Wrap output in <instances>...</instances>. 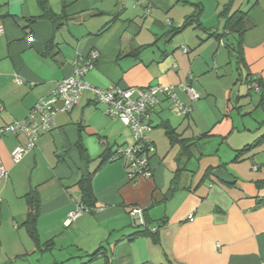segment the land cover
<instances>
[{
    "label": "crops",
    "instance_id": "1",
    "mask_svg": "<svg viewBox=\"0 0 264 264\" xmlns=\"http://www.w3.org/2000/svg\"><path fill=\"white\" fill-rule=\"evenodd\" d=\"M230 1H210L207 18L204 0H48L61 18L55 30L47 19L30 22L43 14L37 0H0V128L27 118L94 51L91 85L173 86L191 107L184 116L161 97L148 136L156 148L153 177L136 184L122 161L103 163L107 151L132 142V133L90 91L70 113L56 116L54 129L40 134L20 164L11 153L26 137L0 134V161L9 174L0 182V264H264V118H243L248 96L262 95L249 80L258 78L264 88V0H235L220 17ZM238 10L247 13L242 66L237 35L214 37ZM200 11L201 27L178 31ZM182 85L200 100L191 103ZM166 125L187 141L173 144ZM212 137L219 143L212 159L197 158L194 145ZM87 173L98 210L66 225L81 204L78 183ZM30 192L40 201L41 242L54 243L51 250H38L22 227ZM133 208L143 209L149 227L161 226L159 243L138 235L143 229L134 226Z\"/></svg>",
    "mask_w": 264,
    "mask_h": 264
},
{
    "label": "built area",
    "instance_id": "2",
    "mask_svg": "<svg viewBox=\"0 0 264 264\" xmlns=\"http://www.w3.org/2000/svg\"><path fill=\"white\" fill-rule=\"evenodd\" d=\"M3 32V28H0V35ZM183 52L186 53L187 50L183 49ZM98 56V52L94 51L89 61L85 63L76 62L73 76L61 81L49 96L41 98L30 110L27 118L0 128L2 135L10 133L26 137V142L18 145L11 153L14 164H20L24 157L36 148L41 133L50 132L54 129L55 118L58 114L70 113L79 104L83 93L90 91L94 95L96 103L105 106V114L118 118L132 133V142L117 147L109 161H122L127 178L133 184L141 180H150L153 177L151 160L156 151L148 136L153 129L152 115L154 109L160 105L161 97L171 99L174 104V111L178 114L188 116L191 113V107L184 106L173 86L153 85L145 89H123L115 86L109 89H101L91 85L86 80V76L93 68V63ZM15 81L22 84L19 78H16ZM181 87L188 95L191 103L200 100L201 95L192 86L182 85ZM253 87L255 91H260L258 84ZM1 110L2 104L0 103ZM8 175V171L0 161V182L6 181ZM95 210L98 209L87 208L82 204L78 205L75 210L70 212L66 225H70L83 214ZM130 214L135 227L152 233L158 230L157 226L149 227L143 209L133 208Z\"/></svg>",
    "mask_w": 264,
    "mask_h": 264
},
{
    "label": "trees",
    "instance_id": "3",
    "mask_svg": "<svg viewBox=\"0 0 264 264\" xmlns=\"http://www.w3.org/2000/svg\"><path fill=\"white\" fill-rule=\"evenodd\" d=\"M233 1L235 0H231L229 4L227 5V8L225 7V9L220 13V17H225V15H227L228 7H230ZM37 2L43 14L39 18L31 19L30 22L34 23L35 21L39 19H47L52 22L55 30H58L59 27L61 26V22H59L61 18L56 16L52 12V10L49 7L48 0H37ZM200 14H201V11L196 16L193 15V16L188 17L185 21V25L182 28H180L178 31H181L185 27L191 26L194 23H198V27H201V24L198 21V16ZM246 16H247L246 12H243L240 10L236 11L231 16L226 18L224 32L222 34H214V37H216V39L219 41L223 39L224 37H226V35L228 34L237 35L238 37L237 51L239 53L238 61H239L240 66L244 65V59L242 56V44H243L242 40H243V35L245 34L247 30ZM256 83L258 84L260 88V91L258 92H262V97H261V104H262L264 100V91H263L264 88H263L261 81L258 80V78L256 80H252V79L249 80V84L250 86H252L251 90L255 91L253 85H255ZM165 128H166L167 136L169 137V139L171 140L173 144H175L177 141L180 143H185L187 141L186 139L181 140L179 134L171 126L166 125ZM207 136L208 134L203 135V137H207ZM186 148L189 149L190 147H188L186 144L185 149ZM248 149L250 148L246 147L243 150L239 151L235 160H238L239 156L245 153ZM82 153H83V158L84 159L87 158L86 152L83 151ZM111 155H112L111 151L110 150L107 151L103 156V163L108 162ZM92 177H93V174L87 173L81 178V180L78 183V187L81 193V204L87 208H93V206L95 205V196H94V191H93V186H92ZM259 185H264V183L262 184L260 183ZM25 199L29 207V213H28L26 220L23 222L22 227L25 229L26 233L28 234L30 239L33 241L35 247L38 250H51L54 247V243L52 242L42 243L40 234L38 231L37 225H38V218H39V211H40V201L38 199L37 194L35 192H30L29 194L25 196ZM157 227H158V230L155 233H152L146 230V231L140 232L138 235L149 237L152 240H154L155 243H159L160 242L159 230L161 226L157 225ZM101 250L102 248L96 254L90 255L91 260L96 255L100 254Z\"/></svg>",
    "mask_w": 264,
    "mask_h": 264
},
{
    "label": "rangeland",
    "instance_id": "4",
    "mask_svg": "<svg viewBox=\"0 0 264 264\" xmlns=\"http://www.w3.org/2000/svg\"><path fill=\"white\" fill-rule=\"evenodd\" d=\"M204 1L206 4V8L203 9V12H205L206 17L209 18V17H211V11H212V10H210L211 7L209 5V2L212 0H204ZM213 4H214V2H213ZM261 97H262V95H257L256 93H253L252 95L250 94L248 96L247 102L244 105L243 109H244V112H246V113L248 112L249 114H246L245 117H243V118L247 119L248 117L253 115V120L255 122L259 123V121H262V119L264 118V109H263V106L261 104ZM258 105H259V107H257ZM208 108H209V110L218 112V109L214 106H209ZM239 110L240 109H236V112H238ZM249 121L252 122L249 119H248V121L246 120V122H249ZM258 127H259V124L257 125V128ZM197 143H198L197 144L198 146L194 145V150H193L195 156H197V158L198 157L202 158L203 154H205V155L208 154V156H207L208 160L212 159V155H214L215 151H217L218 146H219L218 141L213 137L211 139H208V140H198ZM155 151H156V148H155ZM154 155H155V153L153 154V157H154Z\"/></svg>",
    "mask_w": 264,
    "mask_h": 264
}]
</instances>
